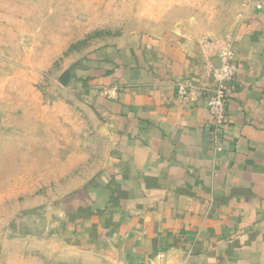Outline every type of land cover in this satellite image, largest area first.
Wrapping results in <instances>:
<instances>
[{"label": "crops", "instance_id": "obj_1", "mask_svg": "<svg viewBox=\"0 0 264 264\" xmlns=\"http://www.w3.org/2000/svg\"><path fill=\"white\" fill-rule=\"evenodd\" d=\"M202 3L241 12L219 142L203 95L216 50L185 24L78 70L75 98L98 112L106 147L101 167L63 195L56 221L75 250L105 264H264V0L186 5Z\"/></svg>", "mask_w": 264, "mask_h": 264}, {"label": "rangeland", "instance_id": "obj_2", "mask_svg": "<svg viewBox=\"0 0 264 264\" xmlns=\"http://www.w3.org/2000/svg\"><path fill=\"white\" fill-rule=\"evenodd\" d=\"M188 1L0 0V264H105L75 250L56 221L106 147L98 112L75 98L77 73L89 56L173 24L230 46L241 12H195Z\"/></svg>", "mask_w": 264, "mask_h": 264}, {"label": "built area", "instance_id": "obj_3", "mask_svg": "<svg viewBox=\"0 0 264 264\" xmlns=\"http://www.w3.org/2000/svg\"><path fill=\"white\" fill-rule=\"evenodd\" d=\"M211 44L215 47L219 65L208 64L205 72L212 87L203 95L206 99L208 113L214 121L213 135L215 141L219 142L222 128L228 123L229 88L235 77L237 67L230 46L220 43ZM176 91L181 96L187 94L186 86L181 82L176 85ZM217 148L220 149L219 146Z\"/></svg>", "mask_w": 264, "mask_h": 264}, {"label": "water", "instance_id": "obj_4", "mask_svg": "<svg viewBox=\"0 0 264 264\" xmlns=\"http://www.w3.org/2000/svg\"><path fill=\"white\" fill-rule=\"evenodd\" d=\"M216 65H219V62H218V60H216Z\"/></svg>", "mask_w": 264, "mask_h": 264}]
</instances>
